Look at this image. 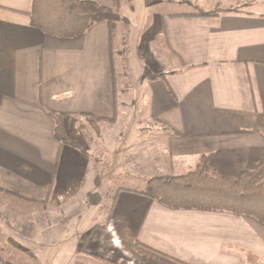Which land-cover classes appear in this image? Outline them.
Listing matches in <instances>:
<instances>
[{
	"label": "crops",
	"instance_id": "obj_1",
	"mask_svg": "<svg viewBox=\"0 0 264 264\" xmlns=\"http://www.w3.org/2000/svg\"><path fill=\"white\" fill-rule=\"evenodd\" d=\"M91 1L122 17L128 12L130 21L119 25L130 26L139 105L147 104L151 123L166 127L142 132V140L166 142L169 168L154 161L157 174L181 175L173 170L196 167L203 156L220 177L255 169L264 157V0ZM33 3L0 0V188L48 201L56 212L80 204L96 177L82 148L56 138L51 113L64 117L68 136L83 146L84 115L116 118L120 28L112 34L103 21L80 38L51 37L33 24ZM179 5L188 11L175 10ZM198 6L212 15L198 16ZM105 184L101 197L110 191ZM136 189L114 191L102 225L92 228L100 210L92 206L26 237V250L40 264H264V223L172 209Z\"/></svg>",
	"mask_w": 264,
	"mask_h": 264
},
{
	"label": "rangeland",
	"instance_id": "obj_2",
	"mask_svg": "<svg viewBox=\"0 0 264 264\" xmlns=\"http://www.w3.org/2000/svg\"><path fill=\"white\" fill-rule=\"evenodd\" d=\"M175 10L188 11V8L179 5L176 6ZM194 11L207 13L205 10L200 9L199 6L194 8ZM135 12H137L135 15L141 13L139 9L135 10ZM208 14L210 15L211 12ZM125 17H128V12L126 16L122 17V23L128 22L129 19ZM130 19L135 20L133 17ZM118 26L120 30H115L114 32L116 39L119 36L116 47L118 51L115 57L119 87L117 89L116 118L112 122L101 123L98 129L92 128L86 121L88 125L81 131L85 145L83 146L82 143H79L80 148L94 162L95 184L91 187L90 178L89 184L87 183L84 189L83 199L78 201L80 204L69 205L64 209L60 208L56 212L50 210L48 201L46 206L29 205L28 203H19L14 199L0 195V256L8 264H40L34 254L26 250V246L23 244L26 242V237L37 238L44 227L53 226L59 221L68 220L83 210L86 212L92 206L100 208L98 217L95 218L91 225L92 228L102 225L105 221L104 216H106L107 210L111 206L115 190L118 188H131L135 185H137L138 189H141L144 186V183H133L132 179L177 176L159 175L156 169L154 168V170L152 167L154 161L161 160V162L165 161V166L169 168L168 160L165 157L167 156L166 142L157 137L151 142L149 138L142 140L144 139V137L142 138V132L154 131L155 133H162L163 128L166 127L163 124L162 126H155L154 123L149 121L147 104H144L142 109L140 108L139 94L141 95L142 92L141 85L138 84L140 79L137 83L135 82L129 61L130 57L127 54L126 33L130 26L121 24L120 27L119 23H117L116 28ZM134 85L136 86L133 87ZM194 168V166L192 168H184L183 172L174 169L173 172L184 174ZM105 172L109 174L106 176L107 178L105 177V180H102L100 174ZM118 172L121 175L117 179L115 175H119ZM102 182L106 183L104 186L107 185L110 191L101 197L99 189L102 186ZM71 208L74 209L71 210ZM126 262H128L126 258H121V264ZM95 263L101 264L98 261Z\"/></svg>",
	"mask_w": 264,
	"mask_h": 264
},
{
	"label": "trees",
	"instance_id": "obj_3",
	"mask_svg": "<svg viewBox=\"0 0 264 264\" xmlns=\"http://www.w3.org/2000/svg\"><path fill=\"white\" fill-rule=\"evenodd\" d=\"M198 16L209 14L199 13ZM32 20L44 34L62 40L83 37L95 24L103 21L108 22L113 34L117 23L123 21L115 9L91 0H34ZM51 114L56 123V138L62 144L80 148V144L68 136L64 117ZM84 118L94 129L108 122L90 114ZM209 161L210 156H203L187 173L152 177L136 192L172 209L225 211L264 223V157L255 169L244 170L235 179L218 176L210 168ZM0 195L19 203L47 205V201L27 200L1 188ZM0 262L8 264L1 256Z\"/></svg>",
	"mask_w": 264,
	"mask_h": 264
}]
</instances>
